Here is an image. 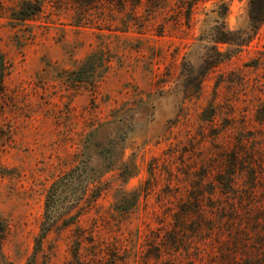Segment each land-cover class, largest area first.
I'll return each instance as SVG.
<instances>
[{
  "label": "rangeland",
  "instance_id": "obj_1",
  "mask_svg": "<svg viewBox=\"0 0 264 264\" xmlns=\"http://www.w3.org/2000/svg\"><path fill=\"white\" fill-rule=\"evenodd\" d=\"M20 1L0 0V264H264V16L235 48L214 40L250 32L249 0H29L11 20ZM94 50L101 77L68 82ZM77 164L96 186L36 247Z\"/></svg>",
  "mask_w": 264,
  "mask_h": 264
},
{
  "label": "trees",
  "instance_id": "obj_2",
  "mask_svg": "<svg viewBox=\"0 0 264 264\" xmlns=\"http://www.w3.org/2000/svg\"><path fill=\"white\" fill-rule=\"evenodd\" d=\"M40 7L41 4L38 1L21 0L17 8L13 9L9 18L14 21H23L32 18L40 11ZM248 8L250 32L246 36H236L237 31L226 30L223 36L217 37L214 42L226 43L227 45L239 48L248 41L251 34L262 21L264 16V3L257 4L254 0H249ZM217 55L218 58H212L211 65L221 60L219 58L221 53L217 52ZM108 61L109 59L103 56L100 50L91 51L76 68L67 72L66 79L71 83L92 85L95 83L97 77H101L99 73L106 67ZM3 66V56L0 52V75H2ZM91 184L95 188L94 175L83 164H77L69 168L52 180L44 196L42 219L39 223L40 231L35 237L36 247L50 230L57 228L59 225L63 227L76 225L79 215L78 207L80 202L85 198ZM0 225L1 240L5 228L3 224Z\"/></svg>",
  "mask_w": 264,
  "mask_h": 264
}]
</instances>
